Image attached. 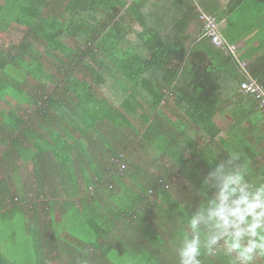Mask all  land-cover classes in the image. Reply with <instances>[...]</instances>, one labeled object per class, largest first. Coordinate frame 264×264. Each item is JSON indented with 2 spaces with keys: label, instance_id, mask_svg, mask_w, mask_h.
Masks as SVG:
<instances>
[{
  "label": "trees",
  "instance_id": "obj_1",
  "mask_svg": "<svg viewBox=\"0 0 264 264\" xmlns=\"http://www.w3.org/2000/svg\"><path fill=\"white\" fill-rule=\"evenodd\" d=\"M219 2L0 1V264H178L187 211L201 199L202 180L183 183L184 165H205L196 151L186 161L184 128L214 138L213 117L234 97L246 119L264 125L254 96L237 95L243 73L234 56L197 21L201 7L226 22L228 42L253 30L264 39V0ZM248 63L264 84V56ZM91 147L102 158L90 160L93 176L76 163ZM21 161L32 163L27 189L9 179ZM247 170L264 177V162ZM59 193L75 199L60 202Z\"/></svg>",
  "mask_w": 264,
  "mask_h": 264
},
{
  "label": "clouds",
  "instance_id": "obj_2",
  "mask_svg": "<svg viewBox=\"0 0 264 264\" xmlns=\"http://www.w3.org/2000/svg\"><path fill=\"white\" fill-rule=\"evenodd\" d=\"M209 163L197 189L201 199L187 211V229L176 248L178 264H202V253H223L229 264H256L264 259V177L251 179L237 152Z\"/></svg>",
  "mask_w": 264,
  "mask_h": 264
},
{
  "label": "crops",
  "instance_id": "obj_3",
  "mask_svg": "<svg viewBox=\"0 0 264 264\" xmlns=\"http://www.w3.org/2000/svg\"><path fill=\"white\" fill-rule=\"evenodd\" d=\"M219 1L221 7V2H223V0ZM194 26L196 28H193L192 31L196 30L197 33L199 27L195 24ZM221 26L226 29V22L222 21ZM192 31L190 30V32ZM256 32L257 30H253L251 33L243 36L238 41L239 45H241L242 47L243 53L245 52L246 54L251 55L249 56V58H247L248 62L250 63L256 58L259 59L264 56V39H260ZM192 33L196 34L194 32ZM242 94L237 95L241 97ZM240 100L241 99L238 97L224 98L222 100L219 109L213 117L215 125L219 128V131L214 138H210L209 135L203 133L201 131V128L196 124L192 125L190 123L184 128L183 134L181 135V147L183 150H185L184 155L186 161L193 157L192 151H196L197 153L202 155V160L204 161L205 165L199 166L197 167V170L191 171L192 168L189 163L185 164V173L182 178L183 183L190 184L188 179H191L192 175L193 178L198 176L199 178L197 179L202 180L203 176L205 175L203 171H205L206 173V169L210 168L209 162L212 161V164H214L218 159L224 157L227 153L230 152L239 153L241 155L242 162H246L247 168H256L259 164L264 162V125L260 122V118L255 115L248 114L249 116H251V119H246L244 115L245 112H243V107L238 106V104L241 103ZM253 109L257 108L253 105ZM172 118L174 119L176 117L172 116ZM260 136H263L262 140L258 139ZM87 143L88 141H86V144L84 146H87ZM74 151L78 154L81 152V150L78 148H75ZM84 154L90 159H86ZM98 158H100V154L95 151L93 147H91L90 149L88 148L87 151L83 153V155H81L80 159L76 160V163H79H77L79 167L81 165V167L85 166L88 174L90 176H93V167H89V162L90 160L92 162L101 161L102 158ZM27 163L30 164V170L21 178H19L16 172L20 169V165H25ZM19 164V168L15 171H12V174H14L16 177L11 176L12 174H10L9 179L11 177V181L13 184L27 189L28 186H26V184L30 183L32 180V177L30 176V173L32 171V163L21 161ZM171 164L172 161H167L166 165L170 166ZM133 174L136 175V172L133 171ZM55 192L56 191L54 190V193ZM45 194L47 195L48 193L45 192ZM66 198L68 200L75 199L73 196L66 197L64 195H61L60 193L57 197L60 202L65 201ZM38 210L41 212V215H46L49 219L50 215H47L43 212L42 206H39ZM57 213L60 214V218L64 214L63 206L58 202L54 212V218L55 220H60V218H57ZM256 264H264V259H258L256 261Z\"/></svg>",
  "mask_w": 264,
  "mask_h": 264
},
{
  "label": "built area",
  "instance_id": "obj_4",
  "mask_svg": "<svg viewBox=\"0 0 264 264\" xmlns=\"http://www.w3.org/2000/svg\"><path fill=\"white\" fill-rule=\"evenodd\" d=\"M197 21L200 23V28L205 36L209 37L211 42L227 49L235 58L237 64L243 73V79L240 81V92L251 94L255 98V107L264 110V84L251 74L248 60L240 57L239 44L228 42L220 29V23H217L215 18L207 11L198 7Z\"/></svg>",
  "mask_w": 264,
  "mask_h": 264
},
{
  "label": "rangeland",
  "instance_id": "obj_5",
  "mask_svg": "<svg viewBox=\"0 0 264 264\" xmlns=\"http://www.w3.org/2000/svg\"><path fill=\"white\" fill-rule=\"evenodd\" d=\"M219 27H220V29H222V26L221 25H219ZM193 28H196L195 26H194V24H192L191 26H189V30H193ZM192 32H194V33H196V30L195 31H192ZM198 32V31H197ZM1 36L2 35H0V38H1ZM4 40V39H3ZM23 163V162H22ZM21 163V164H22ZM20 165V164H19ZM30 170V164L29 163H27V164H25V165H20V169L16 172V174L18 175V177L19 178H21L25 173H27L28 171ZM12 174V173H11ZM11 176H13V177H16L14 174H12ZM31 195H32V193H30ZM47 196H49V194H47ZM40 209V208H39ZM38 212H40L39 210H37ZM31 214V211H28V216ZM40 217L41 218H44L46 221L48 220V217L46 216V215H41L40 214ZM57 218H60V214L59 213H57ZM70 223V222H69ZM0 229L2 228V227H4V228H7L6 227V224L5 223H3V221L2 222H0ZM71 224V223H70ZM13 230V229H12ZM18 261H21L22 259V257H21V255H20V251H19V253H18ZM64 258H61V259H58L56 262H54V264H64V262H65V259L63 260Z\"/></svg>",
  "mask_w": 264,
  "mask_h": 264
}]
</instances>
